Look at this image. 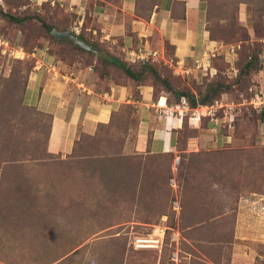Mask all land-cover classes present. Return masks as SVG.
<instances>
[{
  "label": "rangeland",
  "instance_id": "obj_1",
  "mask_svg": "<svg viewBox=\"0 0 264 264\" xmlns=\"http://www.w3.org/2000/svg\"><path fill=\"white\" fill-rule=\"evenodd\" d=\"M138 1L137 11L127 12L123 0H83L81 6H71V0H0V166L7 167L4 145L12 130L16 163L22 165L27 150V159L40 165L39 192L56 191L36 200L41 213L36 247L22 241V214L10 208L27 200H13L15 194L0 200V264H233L235 249L252 250L253 264H261L264 243L237 237L236 228L242 202L257 201L254 206L264 211L258 202L264 200V106L252 103L256 91L264 90V0H201L204 26L196 31L208 45L202 48L204 42L188 33L187 48L178 56L183 26L177 30L170 22L166 32L157 17L162 0ZM107 21L124 26L123 33L109 38ZM43 23L73 30L135 71L144 63L152 66L159 79L150 71L140 83L153 96L164 95L168 106L184 107L182 113L149 110L154 126L165 124L172 148L160 152V141L157 151L151 149L152 132L141 133L144 117L126 101L111 112L108 125L79 132L73 152L47 157L49 120L32 118L22 101L42 53L51 55L43 65L47 78L75 88L81 83L85 92L109 93L107 81L126 78L115 65L107 70L103 58L95 61V53L54 37ZM126 36L134 41L129 58L119 48ZM256 57L262 67L250 63ZM161 78L197 100L208 98L196 107L187 97L175 100ZM131 89L130 97L139 100V89ZM57 124L58 134L62 124ZM17 182H2L0 175L5 190L17 191ZM47 218L57 225L46 228Z\"/></svg>",
  "mask_w": 264,
  "mask_h": 264
},
{
  "label": "crops",
  "instance_id": "obj_2",
  "mask_svg": "<svg viewBox=\"0 0 264 264\" xmlns=\"http://www.w3.org/2000/svg\"><path fill=\"white\" fill-rule=\"evenodd\" d=\"M82 1L83 0H71V6H81ZM134 1L135 0H133L132 4H127L126 1L123 0V7L127 12L134 9ZM174 1L183 6L181 8L177 5L174 6ZM98 8V14H100L101 17L109 18L106 10L102 7ZM173 10L174 13H179V11H181L183 14L173 17ZM203 13L204 9L201 0H162L157 11V17L164 23L166 28L165 31L167 32V28L171 23V26L176 27L177 30L183 26V29L181 28L182 34H180L182 38L178 39L176 43L177 56L182 53L184 54V49L187 48V41L183 36H189L188 33H190L191 38L195 37L201 40L202 43L204 42L201 44L202 48L208 45V42L204 38V34L202 33V35H200L196 31V26H198V24L203 25ZM103 25V29L105 33L109 35V38H113V35L122 34L124 30V26H121L120 24L117 25L110 21H107V23L104 22ZM133 47L134 41L132 40V37L129 36L124 37L119 46L122 51L126 52L125 54L128 58L132 52H135ZM42 55L43 57L39 59L38 69L33 72L27 83L24 102L27 105L34 106L37 109L54 116L55 144L57 145L59 152L71 151L79 132L88 134L94 133L97 126L101 123L106 124L111 112L118 109L121 106V103L126 101L139 108V112L142 113L145 118L141 121L139 130L143 134L152 132L151 149L157 151L154 150V147L156 142L160 141H162V149L160 152L169 151L172 148L171 134L167 132L165 124L154 126L151 122L152 120L149 110L154 109L156 111L167 113L172 108L178 110L179 113H182L184 110L183 106L175 104L173 107H170L168 106L167 98L164 95H159L155 99L151 93L152 90L150 87L135 84L132 80L127 78H121L118 81H107V85H110L111 89V92L109 93H94L89 88L85 92L78 87L79 85H82L81 83H77L75 88L71 86V84L61 82L52 76L49 79L45 74L43 65L46 66V62L49 61L51 55H46V53H42ZM70 69L76 70V68L71 67ZM76 71L78 75L83 73L82 70ZM84 74H88V71L84 72ZM132 86L139 89V100L131 98L128 94V92H131ZM162 98H164V105L159 104ZM160 118L163 119V116H160ZM168 118L169 116H166L164 119ZM57 120L62 124L59 128L58 134L56 130L58 125ZM256 202H254V200H246V202H242L241 207L237 212L236 236L252 237L264 243V221L262 220L264 218L262 216L264 215V211H258L254 206L256 205ZM258 202L261 203V206L264 205V200H258ZM253 253L254 252L250 250L249 252L240 254L237 249H235L233 264H253ZM261 264H264V256L262 257Z\"/></svg>",
  "mask_w": 264,
  "mask_h": 264
},
{
  "label": "trees",
  "instance_id": "obj_3",
  "mask_svg": "<svg viewBox=\"0 0 264 264\" xmlns=\"http://www.w3.org/2000/svg\"><path fill=\"white\" fill-rule=\"evenodd\" d=\"M138 2H139L138 0L134 1L135 12L137 11V9L139 7ZM177 3L178 2L174 1V6L177 5L179 8H181L183 6L182 4H177ZM100 5H102V4H100ZM182 14H183V12L181 13V11H179V13H174V10H173V12H172L173 17L179 16ZM5 15L13 21H17V22L20 21V19L12 17L9 14H5ZM205 17H206V14H205ZM43 26L46 27L50 32L53 29L51 27H48L45 23H43ZM77 37L80 40L87 43L92 48L99 51V54H93V56H94L93 58L95 61L99 62L100 57H101V58H103V60L105 62H108L109 65L107 66V70L113 69L111 66L115 65L119 69H122L124 71L123 73L125 75V78L130 79L135 84H139V85H143L140 83V81L147 79V75H148V73H150V71L152 72V74L157 79H159L158 74L154 71L152 66H150L149 64H146V63L141 64L140 70L135 71L132 68L128 67L122 60L118 59L117 56H115V55L114 56L104 55V52L100 51L94 44H91L90 42H88L80 34H77ZM75 47H77L79 50H81L78 46H75ZM87 54H90V53H87ZM249 61H250V63L252 61H254L260 67H262V64L259 63V57H256L255 60L250 59ZM93 66H94V64H93ZM142 67H144V69H145L144 71H143V69H141ZM161 79L163 81L162 85L166 86V89L169 91V93L171 92V93L175 94V100H179L182 97H187L189 103L193 107H196L197 99H196L195 95L188 94V93L182 92L181 90H177V89L174 90V88H172V84L166 78H161ZM28 81H29V78L27 79V83H28ZM26 87H27V84H26L24 91H23L22 101H23L24 105L28 108L29 115H31L32 118L35 116H40V117L43 116L49 120V129H48V133L46 135L45 144H44L45 147L43 148V152L47 154V157L56 156L57 154H59L61 152L58 151L57 145L55 144L56 137L54 134V125H55L54 124V116L49 114V113H46V112H41L36 107L27 105L24 102ZM158 96L159 95H157V97ZM153 97L155 99L157 98L155 96H153ZM167 101H168V99H167ZM40 125H41L40 123L34 122V127L36 126L34 129L39 130ZM105 125H108V123L107 124L101 123L97 127L99 128L100 126H105ZM81 133H83V132H81ZM6 138H7V142L4 145V150L10 158H9V160L4 161V163L7 164L6 168H4V166H3V168H1V166H0L1 179H2V182L5 179L10 180V181L18 180V182L16 183L17 191H14L13 189H10V188L5 190V189L1 188V186H0V200H9L10 196H12L14 194L16 196H13V200H27L26 202H22V203L13 205V206L11 205L10 208L11 209L18 208L20 210V213L22 214L19 217V219L22 221V224H21L22 241L26 244L29 243V244L33 245L34 247H36V242L39 240V229H40V224H41V222H40L41 213L38 209V204H37L36 200H39V199L42 200L45 196H48V194L50 192H56V191L54 189H48V190L44 189V192L42 194L39 192V187L36 186V182L39 180L37 173H36V170H37V168L40 167V165L37 163H33L34 161L31 160L32 159L31 157H30L31 159L30 158L27 159L26 155H29L27 153V150H25L26 155L22 152L24 154V157H25L24 160L22 161V163H20L22 165L17 164L16 163L17 159L15 158L16 157L15 155L18 153L19 149L13 143L14 137L12 134V130H9L7 132ZM75 144H76V139L74 141L72 150H74ZM37 151L38 150H36V152ZM165 152H168V151H165ZM28 171H31V174H27ZM6 191L8 194L6 193ZM6 194H7V196H6ZM55 225H57L55 219L47 218L45 220V227L46 228H49V227H52ZM12 233L13 234L15 233L14 230ZM13 241H14V239H13ZM76 252H74L72 255L76 254Z\"/></svg>",
  "mask_w": 264,
  "mask_h": 264
},
{
  "label": "water",
  "instance_id": "obj_4",
  "mask_svg": "<svg viewBox=\"0 0 264 264\" xmlns=\"http://www.w3.org/2000/svg\"><path fill=\"white\" fill-rule=\"evenodd\" d=\"M51 34L58 38V39H69L73 44L79 46L80 48L89 51V52H93L95 54H98V51L94 48H92L91 46H89L87 43H85L84 41L80 40L77 35L75 34V32H73L72 30H67V31H58L57 29H52L51 30ZM260 62L262 64H264V57H262L260 59ZM208 98V96H205L204 98H198V104H203L205 102V100Z\"/></svg>",
  "mask_w": 264,
  "mask_h": 264
},
{
  "label": "built area",
  "instance_id": "obj_5",
  "mask_svg": "<svg viewBox=\"0 0 264 264\" xmlns=\"http://www.w3.org/2000/svg\"><path fill=\"white\" fill-rule=\"evenodd\" d=\"M252 103L254 105V108L262 109L264 106V90L259 89L256 91L254 98L252 99ZM175 163L177 164L178 161L175 160Z\"/></svg>",
  "mask_w": 264,
  "mask_h": 264
},
{
  "label": "bare ground",
  "instance_id": "obj_6",
  "mask_svg": "<svg viewBox=\"0 0 264 264\" xmlns=\"http://www.w3.org/2000/svg\"><path fill=\"white\" fill-rule=\"evenodd\" d=\"M159 104L164 105V98H162V99L160 100V103H159Z\"/></svg>",
  "mask_w": 264,
  "mask_h": 264
},
{
  "label": "clouds",
  "instance_id": "obj_7",
  "mask_svg": "<svg viewBox=\"0 0 264 264\" xmlns=\"http://www.w3.org/2000/svg\"><path fill=\"white\" fill-rule=\"evenodd\" d=\"M74 32V31H73Z\"/></svg>",
  "mask_w": 264,
  "mask_h": 264
}]
</instances>
